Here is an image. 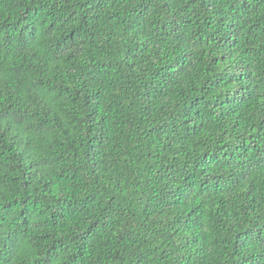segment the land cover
<instances>
[{
    "label": "trees",
    "instance_id": "obj_1",
    "mask_svg": "<svg viewBox=\"0 0 264 264\" xmlns=\"http://www.w3.org/2000/svg\"><path fill=\"white\" fill-rule=\"evenodd\" d=\"M0 264H264V0H0Z\"/></svg>",
    "mask_w": 264,
    "mask_h": 264
}]
</instances>
